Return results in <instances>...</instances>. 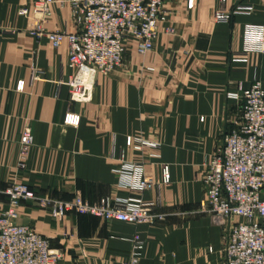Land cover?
I'll return each mask as SVG.
<instances>
[{
    "label": "crops",
    "instance_id": "1",
    "mask_svg": "<svg viewBox=\"0 0 264 264\" xmlns=\"http://www.w3.org/2000/svg\"><path fill=\"white\" fill-rule=\"evenodd\" d=\"M37 1L0 0V214L13 182L54 199H154L155 188L130 189L115 174L125 153L126 161L144 159L157 182L161 165L170 166L171 183L160 190L164 221L107 222L72 213L60 222L49 209L22 202L17 222L51 240L60 255L55 264H120L133 255L136 235L144 242L139 264H224V229L203 209L202 176L241 112L240 87L256 80L264 87L256 31L264 26V0H167L153 49L140 54L130 44L123 65L99 74L85 103L71 99L68 43L54 47L37 38L31 31L42 15L19 13ZM221 13L228 18L219 19ZM43 20L48 31L75 30L69 3L54 4ZM68 114L79 123H66ZM26 125L34 145L21 167ZM129 136L160 147L138 152L127 145Z\"/></svg>",
    "mask_w": 264,
    "mask_h": 264
},
{
    "label": "built area",
    "instance_id": "2",
    "mask_svg": "<svg viewBox=\"0 0 264 264\" xmlns=\"http://www.w3.org/2000/svg\"><path fill=\"white\" fill-rule=\"evenodd\" d=\"M166 1L39 0L33 7H21L19 13L28 18L36 13L42 15L41 18L35 16L31 31L37 38L47 37L54 47L68 43L72 74L67 84L71 99L85 103L93 98L97 76L110 74L123 65L130 44H134L140 54L153 49L164 19ZM57 3L70 4L74 31H48L43 27V19L51 15L52 6ZM218 18L227 19L228 15L221 13ZM256 31L257 48L264 52V26L257 27ZM240 91L241 94L235 96L242 99L241 112L231 119L233 128L224 137L223 149L213 154L205 165L203 209L224 229V264H264V87L256 80L249 88L240 87ZM65 122L77 125L79 117L68 114ZM33 145L32 127L26 125L20 139L21 167ZM127 145L138 152L160 147L156 141L134 136L127 137ZM120 161L114 172L121 183L142 191L155 188L158 193L154 199L107 198L97 203H90L81 195L69 200L54 199L39 196L29 186L13 182L5 191L9 207L0 214V264H55L60 258L48 237L17 222L22 202L49 209L52 217L60 222L72 213L99 217L107 222L156 225L164 221L160 190L171 183L170 166L161 165V181L157 182L147 176L144 159L126 161L122 153ZM133 240V255L120 264H139L138 252L144 242L138 235Z\"/></svg>",
    "mask_w": 264,
    "mask_h": 264
},
{
    "label": "water",
    "instance_id": "3",
    "mask_svg": "<svg viewBox=\"0 0 264 264\" xmlns=\"http://www.w3.org/2000/svg\"><path fill=\"white\" fill-rule=\"evenodd\" d=\"M226 132V131H225Z\"/></svg>",
    "mask_w": 264,
    "mask_h": 264
}]
</instances>
